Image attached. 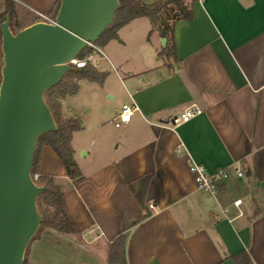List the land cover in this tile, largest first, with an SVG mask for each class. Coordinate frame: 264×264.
<instances>
[{"label": "crops", "instance_id": "crops-1", "mask_svg": "<svg viewBox=\"0 0 264 264\" xmlns=\"http://www.w3.org/2000/svg\"><path fill=\"white\" fill-rule=\"evenodd\" d=\"M140 18L90 44L103 81L79 79L60 99L81 124L70 142L82 177L73 182L43 146L38 172L61 187L75 230L45 233L75 250L76 264H109L121 233L126 264H235L242 251L246 264H264V0H196L173 25L172 55ZM127 102L137 109L115 126ZM191 104L202 112L175 123ZM191 162L228 172L216 195L196 187Z\"/></svg>", "mask_w": 264, "mask_h": 264}, {"label": "water", "instance_id": "water-1", "mask_svg": "<svg viewBox=\"0 0 264 264\" xmlns=\"http://www.w3.org/2000/svg\"><path fill=\"white\" fill-rule=\"evenodd\" d=\"M119 0H59L53 22L17 31L0 21V264H23L41 224L36 199L44 186L31 166L40 135L57 129L44 94L73 68V60L109 26ZM165 46L166 38H160Z\"/></svg>", "mask_w": 264, "mask_h": 264}, {"label": "trees", "instance_id": "trees-1", "mask_svg": "<svg viewBox=\"0 0 264 264\" xmlns=\"http://www.w3.org/2000/svg\"><path fill=\"white\" fill-rule=\"evenodd\" d=\"M195 1L154 0L152 2H145L144 0H119L120 7L116 10L112 23L106 27L93 44L103 45L111 39H117V31L121 26L134 18L145 17L149 19L152 25L149 35L153 29L157 30L159 35L165 37L168 42L163 52L165 51L166 54L172 55L174 52L173 25L178 19H190L192 17V6ZM11 11L10 7L6 8V12L11 13ZM169 19H171L170 22ZM91 51L92 48L86 45L78 53L77 57L85 58ZM105 75V72L99 71L89 60H86V63L81 67L73 65V68L44 94L45 101L55 119L57 129L55 131H48L38 137L31 166L33 180L36 184L45 187L36 199L37 209L42 216V226L66 233L75 231L63 205V191L61 187L52 176L39 174V160L43 146H50L60 158L71 180L76 182L81 179L82 174L73 157V148L70 142L73 131L80 129L81 124L76 117H65L62 115L60 99L77 90L79 79L102 82ZM35 174H37L36 179H34ZM125 239L126 235L121 233L110 243L109 264H126L124 255ZM239 257H241V262L237 261ZM233 258L235 264H246L248 255L245 251H242L234 255ZM23 264L26 263L24 262Z\"/></svg>", "mask_w": 264, "mask_h": 264}, {"label": "rangeland", "instance_id": "rangeland-1", "mask_svg": "<svg viewBox=\"0 0 264 264\" xmlns=\"http://www.w3.org/2000/svg\"><path fill=\"white\" fill-rule=\"evenodd\" d=\"M58 6L59 0H0V21H3L6 14L9 13L10 27L15 32L27 26L29 23L54 19ZM8 7L12 9L11 13L6 12V8ZM170 21L171 19H169V22ZM134 24L138 25L143 35H145V33L148 34L152 27L149 19L145 17L135 20ZM124 30L125 29L122 31L123 37H125ZM88 46L92 48L91 45ZM1 65L2 52L0 32V67ZM110 126L113 127L112 124H110ZM52 230L55 229L42 226L41 224L39 225L25 248L23 263L33 264L32 255H35L34 259L38 261L37 264H55L59 259H62L61 264H76V251L71 250L64 240L55 239L53 235L51 236V233H45L47 231L54 232ZM85 257L87 258L88 255H85ZM91 259L92 258L88 257V261H92Z\"/></svg>", "mask_w": 264, "mask_h": 264}, {"label": "built area", "instance_id": "built-area-1", "mask_svg": "<svg viewBox=\"0 0 264 264\" xmlns=\"http://www.w3.org/2000/svg\"><path fill=\"white\" fill-rule=\"evenodd\" d=\"M53 20L54 19H48L47 22H53ZM89 58V56L85 58L77 57L73 60V64L81 67L86 63V60H89ZM136 109L137 106L135 103H124L113 120L115 126H120L122 123L128 122ZM201 112L202 110L199 107H197L195 104H191L184 107L182 110L175 111L172 115V120L175 123L187 122ZM189 170L194 174L196 187L198 189L205 190L212 195H216L217 193V182L228 177V172L225 169H219L213 173H209L204 166L195 162L190 163ZM236 172L238 175L242 174V172L238 169H236ZM36 178L37 174L34 175V179ZM239 202L240 200L234 201L236 205Z\"/></svg>", "mask_w": 264, "mask_h": 264}]
</instances>
